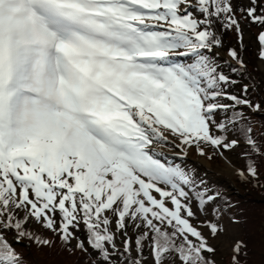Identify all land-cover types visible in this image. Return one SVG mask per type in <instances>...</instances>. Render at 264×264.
I'll list each match as a JSON object with an SVG mask.
<instances>
[{"label": "snow or ice", "instance_id": "obj_1", "mask_svg": "<svg viewBox=\"0 0 264 264\" xmlns=\"http://www.w3.org/2000/svg\"><path fill=\"white\" fill-rule=\"evenodd\" d=\"M246 5L0 0V264L57 241L74 264H216L235 205L159 149L229 164L241 149L236 174L259 186L264 0ZM238 12L261 29L251 71L242 48L220 60L222 33L243 44ZM229 247V264H247L245 241Z\"/></svg>", "mask_w": 264, "mask_h": 264}, {"label": "rangeland", "instance_id": "obj_2", "mask_svg": "<svg viewBox=\"0 0 264 264\" xmlns=\"http://www.w3.org/2000/svg\"><path fill=\"white\" fill-rule=\"evenodd\" d=\"M236 3L238 8L241 5L247 6L246 0H236ZM237 16L241 19L243 26V44L240 45L238 43L235 32L222 33L224 48L222 50V54L220 55V60L230 61V57L227 56L228 48H236L238 51L242 48V55L244 56L246 63L248 64V68L251 71L253 68L259 67V61L257 59L259 45L255 39V35L258 33L260 28L257 25L249 24L246 20H243L242 17H240L239 12L237 13ZM228 71V68L225 67V72ZM256 75L258 76L259 73L257 72ZM235 78L238 79V77ZM238 87L239 86H237V88ZM253 97L256 96L254 95ZM159 151L163 153L161 157L162 159H165L173 164H180L181 166L195 169L198 177H203L208 181L210 186L217 187L223 193L235 192L236 195H238V187H241L242 189L248 188L245 185L240 184L242 181L236 174V169H244L245 167L242 164V159L240 158V149L224 153L228 160L231 161V164L227 163L219 155L213 156L211 160H209L206 156H199L194 147L188 149L187 155L181 153L180 149L177 148L175 144L165 145L160 148ZM248 181V184L252 183L251 177H248ZM243 192H247L246 189H244ZM250 192L253 194L252 191ZM245 198H247V196H245ZM258 199H264V197L259 196ZM246 205L250 210L246 216V218H248L247 222L250 224V228H252V230L249 229V231H247V234L250 237L243 233V228L240 223L232 226L230 237L214 242L217 246V253L215 255L216 264H229L231 258L229 245L232 240H241L242 237L248 238V241L250 240L249 247L251 252L248 257V264H264V200L257 203L248 201L246 202ZM37 228L42 230L39 226H37ZM128 231L129 235L133 238L134 244L135 235L131 229ZM47 236L50 237V233H48ZM20 251H23L25 256L28 257L29 264H74V261L79 256V253H77L76 256L62 254L63 252H61L57 247L39 250L35 247V245L32 246L30 254L24 249H20Z\"/></svg>", "mask_w": 264, "mask_h": 264}, {"label": "trees", "instance_id": "obj_3", "mask_svg": "<svg viewBox=\"0 0 264 264\" xmlns=\"http://www.w3.org/2000/svg\"><path fill=\"white\" fill-rule=\"evenodd\" d=\"M256 39V37H255ZM234 64V62H233ZM253 99H258V97H253ZM264 125V119H260L259 117H253V135L254 136H258V134L262 131H264V128H262L261 126ZM241 151V150H240ZM242 164L245 166V160L242 159ZM245 168V167H244ZM259 186L254 187L253 183H245V182H240V184L245 185L248 188H244L246 189L247 192H243L244 189H242L241 187H238V195H236L235 192L232 193H223L224 195H226L229 200L231 201L232 205H235V208H233L232 210V215L235 216V218L239 221V223L241 224V227L243 228V233L247 234V231L252 230V228H250V224H248V218H246L248 211L250 212V210L248 209V206L246 205V202L251 201V202H259L262 201L264 199H258V197H264V168L261 169V175L259 178V181L256 182ZM252 191L253 194L250 192ZM245 196H247V198H245ZM37 232L39 234H44V235H48V233L44 230V229H36ZM248 235V234H247ZM248 237H250L248 235ZM243 241H245L248 244V257L249 254L251 252V249L249 247V242L248 238L242 237ZM36 247V246H35ZM59 250V241H57V246H56ZM20 250V249H18ZM61 251V250H60ZM62 254H67L65 252H63ZM35 258V257H34ZM26 259H28V257H26ZM37 259V258H36ZM249 259L247 260V264H248ZM38 262V260H37Z\"/></svg>", "mask_w": 264, "mask_h": 264}]
</instances>
